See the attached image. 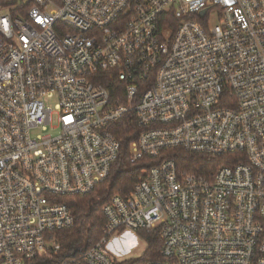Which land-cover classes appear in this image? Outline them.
<instances>
[{"label": "built area", "instance_id": "built-area-1", "mask_svg": "<svg viewBox=\"0 0 264 264\" xmlns=\"http://www.w3.org/2000/svg\"><path fill=\"white\" fill-rule=\"evenodd\" d=\"M129 113L139 180L56 264H115L126 229L159 230L144 264H264V0H0V264L56 260L63 198L111 177ZM176 148L230 162L201 175Z\"/></svg>", "mask_w": 264, "mask_h": 264}, {"label": "trees", "instance_id": "trees-1", "mask_svg": "<svg viewBox=\"0 0 264 264\" xmlns=\"http://www.w3.org/2000/svg\"><path fill=\"white\" fill-rule=\"evenodd\" d=\"M115 84L120 94H123V84L115 82L113 86ZM110 130L123 143L124 157L117 164L111 177L99 185L94 192L87 195H72L63 198V201L73 211L76 223L72 228L58 231L57 234L62 248L56 256V260L50 264H56V262L73 254L79 248H88L99 241L104 235V205L115 194H128L139 180L141 175L139 167L132 166L127 162L131 137L141 130L137 125L135 113H129L121 120L113 123ZM166 154L167 157L176 159L179 166L201 175L211 173L230 162L228 156L213 157L194 154L181 148L169 149ZM137 232L147 241L148 247L145 256L142 259L129 262L116 260L115 264H144L148 260L161 258L163 241L159 230H138Z\"/></svg>", "mask_w": 264, "mask_h": 264}, {"label": "rangeland", "instance_id": "rangeland-1", "mask_svg": "<svg viewBox=\"0 0 264 264\" xmlns=\"http://www.w3.org/2000/svg\"><path fill=\"white\" fill-rule=\"evenodd\" d=\"M212 23H216V18H212ZM50 104L53 107L54 111H56L55 104L56 100H50ZM56 113H54V123L56 124ZM59 129L49 128L47 131L38 130L35 134H49V133H58ZM148 244L147 241L139 234L136 230L126 229L125 231H119L115 233L109 242V248L112 254L116 257V259L120 262H129L136 261L142 259L147 250Z\"/></svg>", "mask_w": 264, "mask_h": 264}]
</instances>
